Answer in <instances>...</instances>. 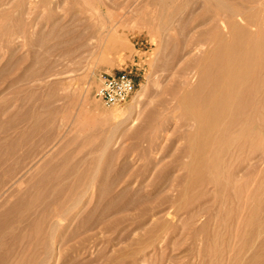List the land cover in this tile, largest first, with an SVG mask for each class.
I'll use <instances>...</instances> for the list:
<instances>
[{
	"label": "rangeland",
	"instance_id": "374dc122",
	"mask_svg": "<svg viewBox=\"0 0 264 264\" xmlns=\"http://www.w3.org/2000/svg\"><path fill=\"white\" fill-rule=\"evenodd\" d=\"M262 2L0 0V264H264Z\"/></svg>",
	"mask_w": 264,
	"mask_h": 264
},
{
	"label": "built area",
	"instance_id": "2783aa9c",
	"mask_svg": "<svg viewBox=\"0 0 264 264\" xmlns=\"http://www.w3.org/2000/svg\"><path fill=\"white\" fill-rule=\"evenodd\" d=\"M135 91L134 78L126 69H122L117 73L101 75L96 96L108 106H119L127 102Z\"/></svg>",
	"mask_w": 264,
	"mask_h": 264
},
{
	"label": "bare ground",
	"instance_id": "6f19581e",
	"mask_svg": "<svg viewBox=\"0 0 264 264\" xmlns=\"http://www.w3.org/2000/svg\"><path fill=\"white\" fill-rule=\"evenodd\" d=\"M262 3H264V2H262ZM220 25H221V27H222V29L223 30H225L226 28H227V24L225 23V21L223 20V19H221V21H220ZM119 29L118 28H116L115 29V31H118ZM205 47V45H204V43H199V44H197L196 45V47L194 48L196 51H200V50H202L203 48ZM246 64H247V62H246V60H243V61H241L240 63H239V66H241V67H244V66H246ZM238 67V66H237ZM247 69H248V66H246V67H244L243 68V71L245 72V71H247ZM219 78H222V76H219ZM238 78H241L242 79V75L241 74H239V73H235L234 75H233V77L231 78V80H237ZM252 89H253V93H254V84H253V86H252ZM142 94H143V92L142 93H139L138 94V96H142ZM224 94V92L222 91V90H218V92H217V95H223ZM140 96V97H141ZM139 97V98H140ZM138 114H139V112H138ZM118 116V114H114L113 115V117H117ZM140 116V115H139ZM137 117V120L139 119L138 118V116H136ZM132 120H135L136 121V119L135 118H133Z\"/></svg>",
	"mask_w": 264,
	"mask_h": 264
}]
</instances>
